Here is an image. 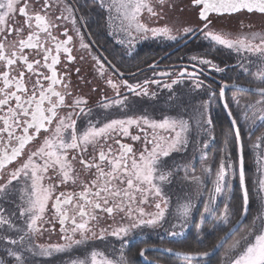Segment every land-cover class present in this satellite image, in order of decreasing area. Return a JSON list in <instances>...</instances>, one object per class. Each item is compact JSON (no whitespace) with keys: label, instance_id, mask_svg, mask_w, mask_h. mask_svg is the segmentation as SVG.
Here are the masks:
<instances>
[{"label":"snow or ice","instance_id":"obj_1","mask_svg":"<svg viewBox=\"0 0 264 264\" xmlns=\"http://www.w3.org/2000/svg\"><path fill=\"white\" fill-rule=\"evenodd\" d=\"M182 3L0 0V264H34L37 257L56 255L67 257L66 264H135L126 250L138 232L163 230L183 242L177 238L186 240L184 232L193 224L195 247L177 251L146 245L139 257L145 264H161L145 256L154 250L174 254L182 264H211L220 253L218 264H264V178L254 181L257 212L241 232L253 199L246 182L244 134L248 148H264V131L252 140V133L264 128V29L254 31L244 20L259 15L264 21V0H188L186 8ZM177 9L171 25L144 22L145 14L159 22ZM189 9L196 26L183 17ZM93 12L101 18L107 14L110 24L119 21L125 38L117 42L127 44L129 54L135 40L149 34L174 42L199 37L210 48L234 52L237 75L231 83L220 81L217 95L216 82H205V68L215 73L232 69L205 53L165 71H155L154 62L152 78L129 83L118 78L124 74L116 65L94 51L89 39ZM233 19L238 21L235 31L224 30L229 25L223 21ZM82 65L104 81L111 96L104 91L93 101L78 90L73 73L78 81L91 83ZM242 75L247 84L240 82ZM184 78L188 94L174 87ZM152 85L168 90V110L157 108L160 93ZM228 89L249 97L229 100ZM185 95L207 99L193 105L189 116ZM213 100L222 103L228 123L218 167L205 152L215 139L213 120L205 118ZM194 135L202 145L194 148L192 158L198 152L203 161L198 173L192 160L169 163L175 154L187 155ZM262 160L258 155L257 164ZM174 184L180 187L173 205L166 189ZM185 185L194 188L185 191ZM57 226L58 242H38Z\"/></svg>","mask_w":264,"mask_h":264},{"label":"flooded vegetation","instance_id":"obj_2","mask_svg":"<svg viewBox=\"0 0 264 264\" xmlns=\"http://www.w3.org/2000/svg\"><path fill=\"white\" fill-rule=\"evenodd\" d=\"M89 29L91 31V36L89 37V39L94 42L92 45L94 51L101 53L104 57L107 58V60L111 61L112 64L116 65V67L120 70V72L124 74L123 77H118V78L127 79L129 83L136 84L137 82H142L146 78H152V71L149 70V66L153 65L154 62L158 64V67L155 69V71L157 72L168 70V66L170 65H184L189 63L187 57L188 54L187 53L183 54L184 53L183 50L189 48L188 46L189 43L180 47H179L180 44L174 46H163V48L167 47L163 51L161 50V47L159 45L151 44V43L142 44L137 47L132 46L131 54H129L127 44L121 45L120 43L117 42V40L120 39V37L108 34L109 32L113 31V28H111V24L107 19V14H105L104 17L101 18L95 12L91 13ZM192 40H195V38H193ZM217 64H219L220 67L222 68H224L226 65L231 69L234 67L233 65H228V64L222 65V62L220 61ZM81 67L83 68L82 75L85 77L87 81H90L91 83L85 84L83 81H78L77 77L73 73L72 79L74 84L78 86V90H81L86 96L91 97L93 101L99 100L101 94H103L104 91H107L109 96L112 95V90L107 88V86L104 84V81L96 77L95 73H91L89 71L88 65H82ZM174 70L177 72L179 71L178 68ZM188 70L191 71V68L189 67ZM226 73H215L214 71H210L209 69L205 68V76L207 77L205 82L211 84L213 83V81H215L216 83L213 86L215 87L216 92L219 93V82L227 79L225 77ZM229 74L230 76H234L233 73H229ZM174 78L179 79L178 76ZM227 81L231 83L229 79ZM97 86L100 88L101 91L93 92L92 89ZM174 87L177 88L178 92L183 94H188V89L190 87V84L187 82V78H184V80H182L179 85H175ZM151 90L160 93V101L159 104L157 105V108L168 110L169 105L165 103V101L167 100L168 90L159 89L155 85L151 86ZM204 98H207V96H196L195 99L193 100L191 99L190 95H185V99L188 100L190 103L189 112H188L189 116L193 115L192 106L198 104L199 101ZM144 99L147 100L149 98L145 97ZM143 107L151 113V105L145 104ZM167 114L175 115L174 112H167ZM156 115H160V113L157 112ZM113 116H118V114L113 113ZM192 123L194 127L195 120H193ZM197 139L198 137L194 135L193 144L190 145L186 150L187 155L183 153L175 154L173 156V160L169 161V163L170 164L174 162L184 163L188 160H192L194 148L202 146L200 144H197L196 142ZM204 139H208V137L205 136ZM211 141L212 143L209 142L208 148L205 149L207 161H208V149H209L211 150V152L214 153L213 158L217 159L218 162L217 165H218L220 158V149L223 148V141L221 137L217 141L215 140H211ZM179 187L180 185L174 184L171 188L166 189V192L172 197L173 205L177 199V196L179 195V192L177 191ZM184 188L185 191H187L190 188H192V185H185ZM68 191H71V189H68ZM191 227L192 225H190V228ZM151 230L152 229L150 228H145L143 229L142 232H138L137 235L138 236L149 235V232ZM58 232H59V227L57 226L56 232L51 233V235L53 236L51 237L52 240L56 241V239H59L58 235L56 234ZM45 235L48 234L46 233ZM151 239L152 241L154 240V238ZM149 252L152 251L146 252L145 256H148Z\"/></svg>","mask_w":264,"mask_h":264},{"label":"rangeland","instance_id":"obj_3","mask_svg":"<svg viewBox=\"0 0 264 264\" xmlns=\"http://www.w3.org/2000/svg\"><path fill=\"white\" fill-rule=\"evenodd\" d=\"M177 3H180V0H177ZM187 5H188V0H183V3L180 6L186 8ZM178 14H179V9H177V12L168 13L166 18L164 20L159 21V22H154V21L150 20L147 17V15L145 14L144 22L148 23L150 27L161 26L164 23H168V24L171 25V24H173L175 22V18L177 17ZM183 17H184V19L188 20L189 23L192 26H196V19L197 18L193 15V13L191 12L190 9L186 10L183 13ZM223 23L225 25H229V27L225 28L224 30H226V31H235V26L238 24V21H236L235 19H233L231 21L224 20ZM249 23L254 25V28H253L254 31H260V30L264 29V21L261 20L259 15L250 16V17H248L247 19L244 20L245 26H247ZM218 27H219V25H218ZM111 28H113V31H115L117 33H120L119 21L117 20L115 22V24H111ZM117 37H120V39L121 38H125L122 33L117 35ZM187 38L188 37H186L185 40ZM185 40H181L179 42L167 41V40H163V39L152 38L150 36V34H149L148 38H139L138 37L135 40V42L133 43L132 46H136L137 47L139 45L149 44V43L156 44V45L162 44L163 46H174V45H178V44L183 43ZM188 46H189V48L184 50V53H183V54L187 53L188 54L187 57H190L192 55L202 56V55H205V53H207L209 58H215L217 56L219 61L221 60V58H223L224 60L222 62V65L228 64V65H233L234 66L232 68V71L227 72V74L233 73L234 77H236L238 69L235 68V65H236V63L238 61V57L236 56V54L234 52H229L226 49H220L219 51H217L215 48H210L209 45L207 44V42L202 41L199 37L195 38L193 44H189ZM166 48L167 47H165L163 50H165ZM219 61H215V62L218 63ZM240 77H241V79L239 78L240 82L247 84V80L245 79V77L243 75L240 76ZM232 79H234V78H229V81H231ZM226 80H228V79H226ZM244 81H246V82H244ZM217 95H218V93H217ZM226 95H227L229 100H231V97H233L234 95L238 96V97H241L242 102H243V99L248 98V94H243V93H241L239 91H235V90L228 91L226 93ZM204 99H207V98H204ZM217 103H218L217 100H213L212 101V103L210 104L208 109L205 111L206 118H207L208 115H210L211 118H212V114H214V112H216V109H218V104ZM212 120H213V118H212ZM213 126H214V124H213ZM261 131H264V128H259V130L257 131L258 133H256L255 135L252 136V140L253 141H255L256 136L260 135ZM214 135H215V133H214ZM245 135H246V137H245L246 140L245 141H247V142L244 141V143L246 145V147H245L246 182H247V187L249 189H253V191H252L253 199H252V203H251V213L252 214L249 216L248 220L245 221L244 225L241 226V232L243 231L244 227H247L250 224L252 217L255 216L256 212H257L258 201L256 199V193L254 191V188L256 186L254 184V181H258L259 179L264 178V175H262V173H264V160H262L259 165L257 164L258 155L259 156H264V148L259 149V150H253L251 148H248L247 145H248L249 141H248V138H247V133H245ZM214 140H217L216 136H215ZM210 143H212V141H210ZM223 148H224V146H223ZM213 155H214V153L211 152V150L208 149V161L215 160V167H218L219 164L217 165V163H218L217 159L213 158ZM192 158H193V156H192ZM192 162L195 164L196 171L198 173L199 169H200V165H201V163H203L201 161V159H200V154L198 152L195 154V159L194 160L192 159ZM258 167L261 170L260 172L257 171ZM214 171H215V168L213 170V177H212L213 179H214ZM229 172H230V170H229ZM229 179L233 180V184L234 185H235V183L238 184V179H233L230 175H229ZM192 187L194 188L193 185H192ZM209 187H211L210 183H209ZM205 196H207V192H205ZM201 208H202V205H201ZM149 210H152V209H149ZM198 216H199V214L197 213V220H198ZM166 227H167V225H166ZM186 232H187V230H185L184 235H185ZM237 235H239V233ZM51 237H53L51 234L45 235L38 242L47 243V242L51 241L52 243H56V242L59 241V239H56V241H54V240H52ZM151 238H154V239H167L168 241H169V239L172 240L170 237H168L163 232V230H158V231L151 230L149 232V235H144V236L143 235L138 236L136 234L130 239L129 247L126 250L127 253L130 252V254H128V255L129 256H136V259H137V256H139L138 254H139L140 248H142V247H144L146 245H154L155 244V243L152 242ZM114 239L115 238H113V240ZM136 242H139V243L136 244ZM134 245H136V246L132 247ZM160 246H162V245H160ZM116 247L118 248L119 244H117ZM76 254L79 255L80 253H76ZM219 255H220V253H218V258H219ZM152 256L153 255H150V254L148 255V257H150V258H153ZM51 258H55L56 260L53 261L51 259L52 262L51 263L49 262L48 264H66L67 257H65V256L56 255V256L51 257ZM218 258H217V261L215 262V264H218ZM176 264H182V259L178 260L176 262Z\"/></svg>","mask_w":264,"mask_h":264},{"label":"trees","instance_id":"obj_4","mask_svg":"<svg viewBox=\"0 0 264 264\" xmlns=\"http://www.w3.org/2000/svg\"><path fill=\"white\" fill-rule=\"evenodd\" d=\"M193 42H194V40L189 42V44H193ZM159 46L161 47V50L163 51V49H164L163 45L160 44ZM214 60L215 61H219L217 56L214 58ZM223 60L224 59L221 58L220 62H223ZM225 77L227 79L235 78L234 76H230V74H227V73L225 74ZM240 79H241V77H240ZM244 82H246V81H244ZM241 93L248 94L246 92H241ZM248 97H249V94H248ZM217 104H218V109H216V112H214V114H212L213 124H214V133H215V136H216L217 140L221 137V139L223 141V146H224V139H225L224 132L227 131V129H228V123L225 120V114H224V111L222 109L221 103L218 102ZM258 130H259V128L254 133H252V136L255 135L256 133H258L257 132ZM245 137H246V135L244 134V141L246 140ZM217 140H215V141H217ZM245 142H247V141H245ZM230 149H231V145H230L229 150ZM235 185H238V184L235 183ZM190 229H191V231L187 230V232L184 235V237L187 238L186 240H184L183 237L177 239V240H180V241H183V242H177V241L170 240V239H169V241L167 239H154L152 242L155 243L154 245H162L164 247H168V248L171 247V248H174V249H177V250H181V251L182 250H187L188 246H191V247H195L196 246V239H195V237H196V227H195V225L193 224ZM138 243L139 242H136V244H138ZM135 246L136 245H134L132 247H135ZM128 254H130V252H128ZM149 254L153 255L152 257L154 259L150 258L148 256H146V257H148V258H150L152 260H155V261L156 260H160L161 264H176V262L178 260L182 259V258L174 257V256H171V255H168V254H162V253L153 252V251L149 252L148 255ZM130 257H132L134 259L135 264H144L140 260L139 256H137V259H136V256H130ZM217 258H218V253L216 254V256H213L211 258V264H215V262L217 261ZM51 259L53 261L56 260L55 258H40V257H37L36 260L34 261V264H48L49 262L50 263L52 262Z\"/></svg>","mask_w":264,"mask_h":264},{"label":"water","instance_id":"obj_5","mask_svg":"<svg viewBox=\"0 0 264 264\" xmlns=\"http://www.w3.org/2000/svg\"><path fill=\"white\" fill-rule=\"evenodd\" d=\"M192 39H193V38H187L183 43H181V44L179 45V47L188 44ZM228 90H232V89H228ZM228 90H226V92H227ZM220 103H221V102H220ZM221 105H222V103H221ZM150 246H153V247H155V248H157V249H158V248H168V247L159 246V245H150ZM175 250H177V249H175ZM150 251L158 252V253H162V254H167V253L160 252V251H154V250H150ZM177 251H181V250H177ZM168 255H171V256L176 257L174 254H168ZM147 258H148V257H147ZM148 259H150V258H148ZM140 260L142 261V263L145 264L143 258H140ZM150 260H152V259H150ZM153 261H155V260H153Z\"/></svg>","mask_w":264,"mask_h":264}]
</instances>
